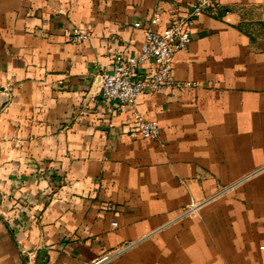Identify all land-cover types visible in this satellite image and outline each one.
Wrapping results in <instances>:
<instances>
[{"label":"crops","instance_id":"crops-1","mask_svg":"<svg viewBox=\"0 0 264 264\" xmlns=\"http://www.w3.org/2000/svg\"><path fill=\"white\" fill-rule=\"evenodd\" d=\"M193 1L0 0V264H85L125 243L104 264H264V0L193 22L182 85L136 106L157 136L99 95L97 70L142 41L133 23Z\"/></svg>","mask_w":264,"mask_h":264},{"label":"built area","instance_id":"built-area-1","mask_svg":"<svg viewBox=\"0 0 264 264\" xmlns=\"http://www.w3.org/2000/svg\"><path fill=\"white\" fill-rule=\"evenodd\" d=\"M169 6L172 14L165 24H161L157 10L149 15L146 22H134L133 26L142 30L141 43L132 51L117 54L108 72H96L99 95L107 104L109 112L131 110L132 120L127 124V130L142 138L157 136L159 127L156 121L145 119L136 110L139 98L147 93L182 85L173 75L174 54L191 41L193 22L202 14H216L219 2L195 0L187 5L169 2ZM66 35L72 41L83 42L90 37L91 32L88 28L75 27L67 30ZM147 63H152L151 68L142 70L141 67ZM206 201L189 204L184 213H196L197 208ZM107 208L112 209L113 205ZM128 246L130 244L125 243L85 264H104ZM21 253H26V250L21 249Z\"/></svg>","mask_w":264,"mask_h":264},{"label":"rangeland","instance_id":"rangeland-1","mask_svg":"<svg viewBox=\"0 0 264 264\" xmlns=\"http://www.w3.org/2000/svg\"><path fill=\"white\" fill-rule=\"evenodd\" d=\"M194 1H195V0H194ZM194 1H193V2H194ZM190 3H192V2H190Z\"/></svg>","mask_w":264,"mask_h":264}]
</instances>
